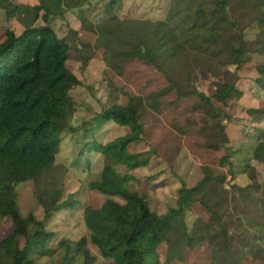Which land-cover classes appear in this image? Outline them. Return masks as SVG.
Here are the masks:
<instances>
[{
  "label": "trees",
  "instance_id": "trees-1",
  "mask_svg": "<svg viewBox=\"0 0 264 264\" xmlns=\"http://www.w3.org/2000/svg\"><path fill=\"white\" fill-rule=\"evenodd\" d=\"M88 2L38 0L27 6L0 0L6 18H16L24 28L18 36L6 30L0 40V225L7 218L13 224L12 233L0 240V264H42L37 258L55 253L48 248L55 233L46 230L47 223L79 204L75 194L63 198L61 185L47 182L56 172L62 135L69 128L73 90L81 85L68 66L69 33L76 32L59 38L51 23ZM38 19L43 25L35 27ZM250 25L257 33L249 41L244 32ZM90 31L99 36L97 48L105 62L113 66L148 60L167 83L160 95H170L178 104L189 99L205 104L216 131L224 132V122L232 120L226 106L239 93L235 85L218 81L227 68L255 62L258 77L251 91L264 103V0H173L162 21L110 17ZM198 70L215 79L211 96L197 88ZM247 113L252 123L264 122V110ZM97 117L128 132L106 144H83L109 157L99 179L88 184L103 202L85 207L86 236L59 242L64 250L59 264H69L72 250L81 264H99L89 245L111 264L182 263L186 251L200 245L209 252L208 264H264V131L239 171L227 153L230 141L223 140L229 186L225 174H204L192 187L182 182L175 207L158 214L144 195L129 189L137 180L134 172L151 163L148 152L133 153L129 146L143 145L159 156L147 141L149 126L139 119L137 101L128 97L125 105L113 104ZM86 150L83 146L79 152ZM27 181L33 183L41 219L20 213L16 186ZM192 211L200 214L188 228L185 217ZM160 248L165 250L162 263Z\"/></svg>",
  "mask_w": 264,
  "mask_h": 264
},
{
  "label": "rangeland",
  "instance_id": "rangeland-1",
  "mask_svg": "<svg viewBox=\"0 0 264 264\" xmlns=\"http://www.w3.org/2000/svg\"><path fill=\"white\" fill-rule=\"evenodd\" d=\"M13 4L34 6L38 0H9ZM111 0H89L79 10H71L62 18H55L51 27L59 38L68 35V66L81 81V85L73 90L74 107L69 110L68 129L62 135L60 151L57 155L56 172L47 180L56 182L63 188V198L75 194L79 204L75 209L61 211L47 223L46 230L55 233L48 248L55 253L50 257L37 258L42 264H59L64 250L58 248L62 240L76 242L87 235L83 220L85 207H98L103 197L92 193L88 184L99 179L100 172L109 157L103 156L94 149V145H83L94 141L106 144L128 132L113 122L95 118L102 110L117 104L125 105L128 97L138 103L140 121L149 126L147 141L159 153L153 154L143 145H130L129 150L148 152L151 157L150 166L134 172L137 180L129 184V189L136 190L148 199L151 209L163 214L170 207H175L177 190L184 182L187 187L194 186L204 174H225L226 187L229 186L230 174L222 160L226 154L223 140L228 139L227 153L235 171L247 164L257 144V136L264 131V122L252 123L249 109L261 112L264 103L256 98L251 88L258 77L255 62L230 67L223 71L218 79L221 83L233 84L239 93H234L227 103L226 110L232 120L224 122L225 131L212 129V111L205 104L195 99L176 103L172 96L160 95L167 86L163 77L150 66L148 60H135L125 65H113L105 62L102 52L97 48L98 34L92 33L91 27L110 17L118 21H162L166 18L173 0H118L112 7H106ZM82 16L83 22L78 18ZM38 19L34 26H42ZM6 30L13 31L16 36L24 30L16 18L7 19L0 8V40ZM247 40L255 39L257 28L250 25L245 30ZM211 78L205 71H197V88L212 95ZM126 94V96H125ZM73 109V111H72ZM95 118V119H94ZM73 129V131H71ZM87 147L83 152L79 150ZM19 210L22 216L32 213L42 218V209L35 201L33 183H19L16 186ZM198 211L188 212L185 217L188 228L196 219ZM13 224L7 218L0 225V240L11 234ZM73 248V245H71ZM93 256L99 264H111L110 260L98 256L95 248L89 245ZM69 264H81L82 258L72 250ZM160 261L164 260V248L158 250ZM209 252L204 245L187 250L182 263L176 264H208ZM254 264H260L256 262Z\"/></svg>",
  "mask_w": 264,
  "mask_h": 264
}]
</instances>
